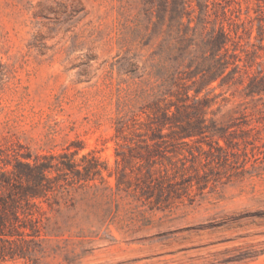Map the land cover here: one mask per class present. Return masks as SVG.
<instances>
[{"label": "rangeland", "instance_id": "rangeland-1", "mask_svg": "<svg viewBox=\"0 0 264 264\" xmlns=\"http://www.w3.org/2000/svg\"><path fill=\"white\" fill-rule=\"evenodd\" d=\"M246 6L255 17L248 0L241 18ZM144 18L142 0H0V153H92L106 167L55 192L37 264H264V97L216 89L207 118L228 147L210 133L177 155L168 147L155 176L175 174L179 198L140 194L147 164L131 151L153 126L163 51L162 35L138 45ZM217 140L225 153L209 151Z\"/></svg>", "mask_w": 264, "mask_h": 264}, {"label": "trees", "instance_id": "trees-1", "mask_svg": "<svg viewBox=\"0 0 264 264\" xmlns=\"http://www.w3.org/2000/svg\"><path fill=\"white\" fill-rule=\"evenodd\" d=\"M142 1L149 34L141 35V29L136 28L138 45L145 47L153 37L162 35V65L150 107L153 126L146 127L149 133H145L141 151L131 152L147 164L141 196L161 205L180 196L177 183L170 182L175 174L165 171L155 176V164L163 151L172 146L169 152L177 155L180 146L201 143L209 133L228 147L224 128H217L207 118L210 94L224 87L243 86L245 97H264V65L258 62L259 51L264 50V0H255V17L246 6L244 19L242 3L248 0ZM252 38L257 45L250 43ZM253 67L256 70L252 71ZM129 72L136 74L139 68L133 63ZM122 122L117 123L119 134L129 129ZM218 140L217 147L208 145L209 151L225 153ZM76 155L32 153L22 146L0 153V264L18 260L37 264L47 210L58 205L55 192L102 177L106 167L99 158L87 153L77 161ZM121 160L128 163L125 156ZM116 185L130 187L122 174Z\"/></svg>", "mask_w": 264, "mask_h": 264}]
</instances>
